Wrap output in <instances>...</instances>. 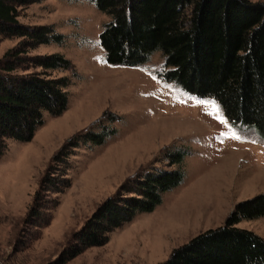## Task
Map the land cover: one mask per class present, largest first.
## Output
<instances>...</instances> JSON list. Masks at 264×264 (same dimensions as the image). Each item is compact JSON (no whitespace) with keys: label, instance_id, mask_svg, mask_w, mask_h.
<instances>
[{"label":"rangeland","instance_id":"1","mask_svg":"<svg viewBox=\"0 0 264 264\" xmlns=\"http://www.w3.org/2000/svg\"><path fill=\"white\" fill-rule=\"evenodd\" d=\"M19 10L21 23L53 25L64 35L31 54L61 53L73 67L54 71L68 80V108L58 116L46 111L33 139H9L0 157V264H160L202 232L224 225L237 204L264 194V138L232 126L215 99L162 78L161 52L143 65L110 64L100 39L110 17L93 0H43ZM22 40L2 39L0 60ZM78 135L59 165L69 168L71 186L61 194L46 191L54 157ZM180 153L183 181L153 211L113 230L105 245L57 261L127 179L175 169ZM38 191L44 207L34 217ZM236 226L264 237V215Z\"/></svg>","mask_w":264,"mask_h":264},{"label":"trees","instance_id":"2","mask_svg":"<svg viewBox=\"0 0 264 264\" xmlns=\"http://www.w3.org/2000/svg\"><path fill=\"white\" fill-rule=\"evenodd\" d=\"M43 0H0V41L23 38L0 60V157L8 140L30 141L44 123V114L61 115L69 105L66 77L54 71L71 69L61 53L31 54L40 45L62 41L53 25H26L20 7ZM110 17L100 39L110 64L138 66L161 52L160 76L187 92L215 99L232 126L254 130L264 138V2L252 0H93ZM101 143L103 135L90 134ZM79 143L72 137L54 157L43 189L64 193L72 184L64 161ZM177 168L141 172L127 179L107 198L58 262L89 247L105 245L110 233L140 212L153 211L163 194L184 178ZM47 186V187H45ZM37 192L30 216L44 207ZM56 202L53 207H56ZM264 215V194L240 202L224 225L202 232L176 248L160 264H264V237L236 226L242 219ZM51 216L44 222L48 225Z\"/></svg>","mask_w":264,"mask_h":264},{"label":"snow or ice","instance_id":"3","mask_svg":"<svg viewBox=\"0 0 264 264\" xmlns=\"http://www.w3.org/2000/svg\"><path fill=\"white\" fill-rule=\"evenodd\" d=\"M200 103H205V102H204V101H200ZM213 109L216 110V106H215V104H213ZM217 119H219V117H217ZM223 122H224V121L221 120V123H223ZM235 138H236V139H240L239 136H235Z\"/></svg>","mask_w":264,"mask_h":264}]
</instances>
